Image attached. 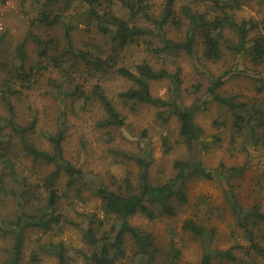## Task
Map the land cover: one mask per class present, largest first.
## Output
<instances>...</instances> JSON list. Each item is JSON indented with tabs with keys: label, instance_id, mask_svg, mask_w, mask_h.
Segmentation results:
<instances>
[{
	"label": "rangeland",
	"instance_id": "1",
	"mask_svg": "<svg viewBox=\"0 0 264 264\" xmlns=\"http://www.w3.org/2000/svg\"><path fill=\"white\" fill-rule=\"evenodd\" d=\"M96 8L102 12L103 7L111 8L120 14H129L120 0H99ZM155 13L161 12L166 0H151ZM188 0H177V6ZM44 0H0V48L6 56H13L16 46L24 42L28 54L26 70L32 63L38 64L39 80L33 76L34 84L27 87L17 79L13 88L16 92L9 95L13 112L20 123L30 122L36 117L35 129H32L31 140L39 147L50 150L51 142L48 133L55 132L61 123L66 122L64 154L66 158L82 167L84 177L81 189L78 185L68 186L69 176L62 174L58 185L62 197L55 213H61L60 222L53 223L50 229L35 227L26 232L23 258L19 264H60L58 256L43 248L50 242L62 241L68 248L73 264H96L87 254L90 249L85 240V227L89 222L87 216H94L98 234L102 228L112 229L119 224L114 216H106L102 211V198L96 188L107 184L119 189L125 178L133 187L140 181L142 164L138 158L149 161V173L153 182L169 179L176 173L174 162L195 154L208 169H219L222 173L214 178L195 176L186 185L187 200H174L177 211L167 214L157 211L155 217L137 212L129 218L132 225L151 233L158 251L154 264H200L204 254L201 238L184 229L186 219L193 217L208 229L215 230L212 237L214 248H233L238 259H221L215 257L213 264H264V257L251 258L244 226L239 225L236 213L232 208V195L246 207L258 204L264 212V153L261 149L249 146L245 149V140L241 137L234 141V114L226 106L209 100L207 92L212 74L218 76L228 72L222 93L234 95L237 102H245L248 107L253 104L264 106V78L261 66L254 64L248 56L235 54L225 49L220 60L208 59L204 46L199 43L195 54L182 52L174 55L168 62L155 55L146 41L135 43L120 51L119 64L133 65L148 59L155 66L166 64L171 71H179L181 85L178 96L181 105L198 104L195 121L202 126L204 133L196 146L190 148L180 134V120L176 115L168 121L160 116L156 106L125 100L120 92L132 85L130 80L115 73V66L109 67L110 74L103 71L85 58L72 55L66 51L65 25L71 23V37L74 48L103 50L102 56L115 53V42L112 33L101 31L96 20L89 16L90 4L84 0H74L72 6L63 13V20L51 26L39 23L30 32L29 19L43 8ZM210 3V2H208ZM197 4V3H195ZM200 4V3H199ZM163 5V6H162ZM238 19L253 18L262 20L264 2L262 0H241V7L233 8ZM175 37L184 36L185 29L171 31ZM234 36V34L232 33ZM36 36L44 40L53 39L46 55H40V44ZM176 56V57H175ZM79 59V61H76ZM12 60V59H11ZM16 59L15 66L22 64ZM68 68V69H67ZM36 71V68L34 69ZM67 88H80L85 91L73 102V97H63V76ZM2 78L3 76L0 75ZM6 77V76H5ZM0 78V87L3 80ZM172 80L154 81L152 90L156 95L168 97L173 87ZM100 84L110 97L121 116L123 124H107V112L99 99L92 96V89ZM1 92V91H0ZM90 95V97H88ZM1 96V94H0ZM10 104L0 101V114L9 117ZM64 120V121H63ZM11 124L0 123V132L9 135ZM10 138V137H6ZM16 142V173L6 169L4 189L0 191V264H5L12 254L13 234L11 220L20 210L18 197L14 191L20 190L19 176L26 178L32 189L43 184L46 175L54 168L52 163L35 160L21 147L20 138ZM248 163L244 175L228 176L223 173L226 166ZM1 169V167H0ZM232 195H231V194ZM45 199H33L26 208L34 210L45 203ZM264 225V224H263ZM114 234V232H113ZM123 246L124 253L117 256L115 264H141L139 252L141 244L131 232H126ZM141 257V256H140ZM144 257V256H142ZM176 262V263H175ZM147 260L143 264H146Z\"/></svg>",
	"mask_w": 264,
	"mask_h": 264
},
{
	"label": "trees",
	"instance_id": "2",
	"mask_svg": "<svg viewBox=\"0 0 264 264\" xmlns=\"http://www.w3.org/2000/svg\"><path fill=\"white\" fill-rule=\"evenodd\" d=\"M73 1L44 0L41 11L29 19L30 32L32 33V27L39 23L51 26L63 20V13L72 6ZM84 1L90 4L89 16L96 20L98 28L105 33H112L115 53L102 56L100 53L103 50H100L99 47L97 48L98 53L90 50H77L73 46L71 37V30L74 25L68 22L65 25L66 51L71 56L77 54V56L85 58L89 63L91 62L98 67L103 66V71L109 74L108 68L115 66V73L132 82L130 87L119 93L120 97L160 108L159 114L164 121H168L171 116L176 115L180 120V134L192 149L201 139L204 130L195 121L199 105L188 106L180 103L177 94L181 85L179 71H171L166 64L155 66L146 58L134 62L133 65L126 64V62L119 64L120 51L135 43L146 41L148 48L155 55L163 57V62H168L171 59L168 57L177 56L182 52L195 54L197 45L202 43L205 56L214 61L223 58L225 49L236 55L248 56L254 64L262 67L261 72L264 78V16L262 20L238 19L233 8L241 7V0H188L186 4L181 6H177V0H166L159 13L154 12L156 8L153 10L151 0H120L121 4L128 9L129 14L127 16L118 14L113 6L111 8L103 7L102 12H100L96 8L97 3L101 4L99 0ZM182 29H185L184 36L175 37L171 34V31ZM35 39L40 44V55H46L50 49L51 41L55 38L47 41L36 36ZM15 52L16 54L12 57L6 56L0 48V75L3 76L0 77L3 80L0 87V101L10 104L11 113L9 117L0 114V123L3 125L11 124L9 135L0 132V191L4 189L6 169H9L11 174L16 173V160L13 157L16 156L14 147L16 142L13 141L15 136L20 138L21 147L35 160L52 163L54 168L46 175L43 184L35 189H32L26 178L18 177L21 187L20 190L14 192L18 197L20 210L11 220L14 242L12 254L5 260V264H19L21 262L28 230L35 227L50 229L54 221L60 222L61 213H55L62 197L58 185L60 176L62 174L68 175V186L79 184V191L84 177L82 167L66 158L64 154L66 122L61 123L55 132L48 133L47 137L52 148L47 150L39 147L30 139L32 134L30 131L35 129L37 123L36 117L26 124L16 120L13 104L9 99V95L17 91L13 88V83L19 79L23 81V85L30 87L34 84L33 76L39 80L37 73L39 67L34 62L29 66V71L26 70L25 62L28 60V54L24 42L17 44ZM18 58L23 61L20 67L14 65ZM78 61L79 59L73 60L76 63ZM227 73L224 72L218 76L212 74L207 88L209 100L217 101L233 112L234 141L241 137L246 141L245 149L251 145L261 149L264 153V106L253 104L248 107L245 102H237L234 95L223 94L222 87L225 84ZM69 76L70 73L67 70V74L64 73L63 76L65 91L63 97H73L75 103V99H78L79 95H84L85 103L87 101L85 91L81 93L80 88L76 86L72 89L64 86ZM162 79H169L173 82L168 97L156 95L152 90L153 82ZM91 91L92 96L101 101L107 112V124H123V117L116 108L114 101L105 93L104 88L100 84H96ZM7 136L10 138H6ZM138 159L142 164V170L137 187H133L131 181L125 178L119 189H114L107 184H102L96 188V193L102 198V211L106 216H114L121 220L119 224L114 222V227L111 230L102 228L98 234L96 224L99 221L100 225H103L101 218L96 220L94 216H87L89 222L85 227L84 234L86 244L90 249L87 256L96 264H115L119 253H124L122 245L125 241L126 232H131L136 241L141 244L139 262L143 264L147 260L146 264H154L155 253L158 248L154 244L151 233L130 224L129 218L137 212L144 213L149 217H155L159 210L162 213L173 214L177 211L174 200H187L186 185L189 179L195 176L214 178L222 173V170L219 169H208L204 162L192 153L188 158L175 160L176 173L169 179L153 182L149 173V161L145 158ZM247 167L248 163L232 166L223 164V173L225 171L228 176H242ZM234 196L232 195L234 215L236 213L239 225L246 228V237L251 242L248 247V253L251 256L249 260L254 261L257 257H264V212L258 204L246 207ZM42 198L46 202L40 207L37 206L34 210L26 208V205L33 199ZM183 227L201 238L204 254L200 264H213L215 257L233 261L238 259L233 248L219 249L213 247L214 228L208 229L193 217L186 219ZM43 248L51 253L54 252L58 256L60 264H73L64 242H50ZM249 263L245 261L243 264Z\"/></svg>",
	"mask_w": 264,
	"mask_h": 264
}]
</instances>
